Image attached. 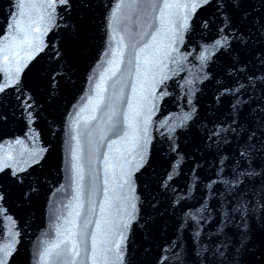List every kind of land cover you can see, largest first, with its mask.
Masks as SVG:
<instances>
[{
  "label": "snow or ice",
  "instance_id": "1",
  "mask_svg": "<svg viewBox=\"0 0 264 264\" xmlns=\"http://www.w3.org/2000/svg\"><path fill=\"white\" fill-rule=\"evenodd\" d=\"M133 5L150 30L143 36L159 33L163 42L142 74L146 95L129 105L126 122L115 112L109 118L107 131L127 144L111 160L94 149L86 154L81 139L89 133L75 118L65 132L73 114L62 111L96 14L104 15L99 0H8L0 11V73L7 74L0 75V217L23 219L60 172L83 192L101 160L108 193L101 211L119 216L103 230L97 223L98 232L87 219L75 233L58 227L31 258L17 231L0 246V264H264V0H119L108 26ZM130 40L136 69L141 41ZM189 57L198 76L175 84L187 89L178 99L189 110L177 124H160L166 132L157 140L156 102L172 96L168 82L179 75L169 64L183 70ZM13 144L23 151L13 154Z\"/></svg>",
  "mask_w": 264,
  "mask_h": 264
}]
</instances>
